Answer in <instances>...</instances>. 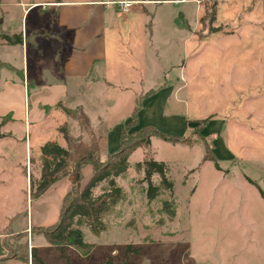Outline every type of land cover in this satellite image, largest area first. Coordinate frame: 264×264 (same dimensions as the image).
<instances>
[{
    "label": "rangeland",
    "instance_id": "rangeland-1",
    "mask_svg": "<svg viewBox=\"0 0 264 264\" xmlns=\"http://www.w3.org/2000/svg\"><path fill=\"white\" fill-rule=\"evenodd\" d=\"M13 1L0 0V17L7 22L0 26L8 30L20 24ZM194 1L198 12L194 14L195 10L188 8L189 22L176 9L181 4L161 6L160 25L165 35L160 44L165 51L159 54L160 61L173 63L164 74L155 73L157 70L151 75L153 71L147 66L154 54L150 42L119 43V53L112 57L116 47L108 46L105 67L92 75L91 87L80 91V108L70 109L74 113L82 110L88 117V127L61 113L45 125L29 122L28 117L25 125L23 121L14 122L10 111L0 115L1 134L26 133L32 140L27 152L21 138L0 140V227L7 233L10 222L24 217L33 200L30 177L35 186L41 168L40 154L34 151L36 142L45 137L56 140L58 133L61 136L56 127L66 125L74 141L89 143L96 139L100 158L101 154L108 155L112 144L116 151L119 129L129 122L126 120L135 99L140 101L150 93L141 89L142 78L158 77L157 85L164 87L160 98L167 112L144 110L141 120L163 133L192 141L187 145L159 137L151 139L149 152L165 164L172 185L171 191L165 189L158 174H152L150 181L158 191L151 200L146 195L144 169L137 166L144 151L140 148L133 152L127 172L115 179L123 198L105 218L107 228L95 235L87 226H79L83 242L93 246L90 252L82 254L69 246L61 255L44 242L37 250L46 264H101L107 259L120 262L128 258L135 264H264V0ZM177 18L183 31L177 27ZM184 32L188 37L185 40ZM170 34L174 41H168ZM11 49L16 60L18 47ZM99 75L101 79H97ZM15 93L14 98H18ZM4 100L0 108L13 107L17 113L18 99ZM25 105L31 109L28 100ZM168 113L188 117L191 129L182 121L173 123ZM136 125L127 133L140 130ZM104 133L107 139L102 137L100 141L97 136ZM61 141L65 144L62 137ZM206 145L214 161H203ZM106 187V182L99 184L93 196ZM164 202L171 204L172 213L164 209ZM23 224L25 220L18 219L11 229L18 230ZM15 235L8 241L13 246L18 244L12 239ZM34 236L32 244L37 242ZM25 241L31 245L28 232L19 239ZM128 245L131 248L125 251Z\"/></svg>",
    "mask_w": 264,
    "mask_h": 264
},
{
    "label": "crops",
    "instance_id": "crops-1",
    "mask_svg": "<svg viewBox=\"0 0 264 264\" xmlns=\"http://www.w3.org/2000/svg\"><path fill=\"white\" fill-rule=\"evenodd\" d=\"M116 1L14 0L13 4L18 7L20 16V24L18 25L20 29L14 26L11 30L2 26H0V29L9 33L21 32L23 41L22 43L8 44L0 40V96L3 97L0 101L5 102L4 99L8 98L11 100L18 99L17 106L19 110L16 113L12 109L13 107L0 108V115L7 111L13 112L12 118L14 122L23 121L24 125L27 123V117L29 122L45 125L50 118H54L60 113L61 115H66L68 120H72L68 118L69 115L62 109H59V104L69 109L80 108V91L91 87V83H93L92 75L100 72L101 66L102 68L105 67L109 55L108 46L112 47L113 45V47H116L111 52L112 57L113 54L117 55L119 53L117 52V47L122 42L136 43L146 41L154 45L152 60L147 62L148 68L153 71L151 75L155 73L164 74L166 70L171 69L173 63H165L164 60L160 61L159 55L164 54L165 51L164 45L160 44L164 40L165 35V30L163 31L160 25L162 23L160 18L161 6L162 4H172L174 6L181 4V7L176 9L178 13H183L189 22L192 19L188 17L189 9H194V14L198 12L195 1L154 0L155 2H152L148 0H133L134 2L128 12L120 11ZM188 3H192L193 6L189 7L186 5V7L185 4ZM4 21L6 24V20L0 17V23H4ZM175 21L181 31L182 27L179 18ZM186 34L184 32L183 40L188 38ZM167 39L169 42L174 41L173 34H170ZM157 42H159L158 45H156ZM16 46L19 51L15 60L14 51L11 48ZM29 51L30 54H28ZM131 53H133L132 50ZM5 63L9 64L10 68ZM128 64L130 65V62ZM154 71L157 72L154 73ZM101 77L102 75H99L97 79H101ZM158 81V77L154 76L140 80L141 89L150 93L140 100L141 107L136 114V126L138 129L146 126L157 127L141 120L144 110L153 114L159 110H162V113L167 112V107L164 102H161L160 98V93L164 87L157 85ZM14 92H16L15 94H17L18 98H14ZM26 100L30 103L31 109L27 110ZM168 117L173 123L182 121L185 128L191 129L190 123L188 124L187 122L188 117L169 113ZM130 120L131 116L126 120V123ZM70 124L72 126V122ZM123 127L124 125H121L119 129L118 146ZM157 129L159 128L157 127ZM25 136L26 142L24 141ZM5 137L16 140L21 138V143H25L26 152L28 148L30 150L32 147V140L26 133L23 136L13 132L7 135L1 134L0 140ZM58 137L56 140H48L45 137L41 141L36 142L34 151L40 154V147L47 141H56L62 147H67L62 134L60 136L58 133ZM61 137L65 144L61 141ZM97 137L98 139L100 137V141L102 137L107 139L105 133L103 136L98 135ZM115 148L116 145L112 144L108 155ZM108 155L101 154V160H105ZM91 175L92 168L90 165H86L83 168V179L86 177L84 183H82L83 185L89 180ZM70 181V177L62 178L52 184L38 198L31 200L25 216L22 218L16 217L10 222L9 233L0 227V264H28L18 258H6V244L9 243V237L13 233L17 234L18 231L29 233L31 238L29 247L34 246L37 249L43 247L44 242L46 243L44 235L31 234L30 228L33 226H47L57 220L61 201L70 187ZM33 202L35 203L34 207ZM18 219H24L25 224L18 230L11 229L12 223ZM32 235H35L33 239L37 241L34 244H32Z\"/></svg>",
    "mask_w": 264,
    "mask_h": 264
},
{
    "label": "trees",
    "instance_id": "trees-1",
    "mask_svg": "<svg viewBox=\"0 0 264 264\" xmlns=\"http://www.w3.org/2000/svg\"><path fill=\"white\" fill-rule=\"evenodd\" d=\"M213 12L214 9H212L209 21L213 18ZM0 40L8 44L22 43L23 37L21 32H0ZM135 104L131 113V120L123 127L120 134L118 149L109 154L105 160L100 158V147L96 139L92 138L89 143L82 140L74 141L70 137L66 125H61L58 129L67 147H62L56 141H47L40 147L41 168L35 186L30 177L31 199L38 198L52 184L62 178L70 177L71 183L62 198L57 220L47 226H33L30 228V232L33 234L37 231L38 234H43L46 242L54 246V249L61 255L69 246L79 250L82 254H88L92 249L91 244L83 242L79 226H87L89 231L95 235H99L107 228L105 218L112 213L123 198V190L116 184L115 179L127 172L128 159L136 149L142 148L144 151L143 159L137 163V166L143 168L145 172L144 180L148 183L147 198L151 200L157 195L158 186L153 185L150 181V177L154 173L160 177L162 187L169 191L172 190L171 182L166 177L165 164L155 160L149 152L151 139L159 137L166 142L187 145H190L192 141L189 140V137L163 133L153 126H146L128 134V128L137 123L136 114L140 107L139 99H136ZM59 106L67 115L75 117L84 127L89 126L88 117L82 110L74 113L61 104ZM205 148L203 161H214V157L208 155L209 145H206ZM86 165L91 166L92 175L83 185V168ZM103 182L107 183V187L103 188L100 194L93 196V189ZM260 195L263 196L262 192ZM170 205L169 202H164V209L172 213L171 208H169ZM26 234L27 232H18L15 237L12 236L13 241L18 244H15L16 246H13L14 243L12 244V242L6 244V258H18L30 264H46L38 254L36 247H29L27 241L19 242V239ZM130 248L131 246L128 245L125 251ZM135 250L138 252L137 249ZM101 264H135V261L133 258L124 259L120 262L107 259Z\"/></svg>",
    "mask_w": 264,
    "mask_h": 264
},
{
    "label": "built area",
    "instance_id": "built-area-1",
    "mask_svg": "<svg viewBox=\"0 0 264 264\" xmlns=\"http://www.w3.org/2000/svg\"><path fill=\"white\" fill-rule=\"evenodd\" d=\"M175 2L177 1H183V0H173ZM133 0H117L116 4L120 11L122 12H128L132 6Z\"/></svg>",
    "mask_w": 264,
    "mask_h": 264
}]
</instances>
